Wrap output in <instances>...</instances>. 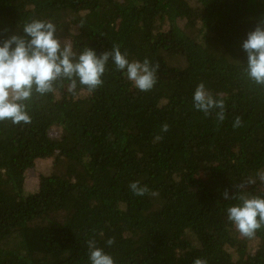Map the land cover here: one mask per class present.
Here are the masks:
<instances>
[{
	"label": "trees",
	"instance_id": "obj_1",
	"mask_svg": "<svg viewBox=\"0 0 264 264\" xmlns=\"http://www.w3.org/2000/svg\"><path fill=\"white\" fill-rule=\"evenodd\" d=\"M32 20L77 55L116 44L148 59L157 82L142 92L110 60L95 91L57 82L25 102L30 124L0 122V264H91L89 240L114 264H264V227L249 239L227 215L240 195L264 197L259 182L236 187L264 169V87L244 75L242 48L264 0H0V42ZM200 83L224 101L222 123L194 108ZM47 159L64 172L27 193L26 171Z\"/></svg>",
	"mask_w": 264,
	"mask_h": 264
},
{
	"label": "clouds",
	"instance_id": "obj_2",
	"mask_svg": "<svg viewBox=\"0 0 264 264\" xmlns=\"http://www.w3.org/2000/svg\"><path fill=\"white\" fill-rule=\"evenodd\" d=\"M23 33V36L14 34L0 42V122L30 124L31 117L25 102L34 95L54 93L57 82L63 86V82L67 81V91L72 95L77 94L78 82L88 92L95 91L103 84L102 77L110 60L116 70L122 71L142 92L150 91L157 82L158 65L152 66L148 59L143 62L129 61L127 53H122L119 45L114 44L110 51L101 55L88 47L77 55L70 43H62L57 38L56 26L44 20L25 23ZM242 48L247 54L244 75L256 85L264 87V21L248 33ZM193 106L206 117L214 113L218 123L225 120L224 101L215 98L204 83L195 89ZM241 126L242 118L235 117L233 127ZM168 130L167 123L161 126L162 132ZM257 182L264 185V169L258 171L255 178L236 187L243 190ZM129 187L136 196L149 193L147 186H141L139 182H132ZM223 198L237 199V196H230L229 191L225 190ZM239 200L240 204L227 209L228 219L241 236L251 239L258 229L264 227V197L240 195ZM114 243V238L107 241L109 246ZM87 244L91 264H114L113 257L98 248L95 240H89ZM194 264H207V261L197 258Z\"/></svg>",
	"mask_w": 264,
	"mask_h": 264
},
{
	"label": "rangeland",
	"instance_id": "obj_3",
	"mask_svg": "<svg viewBox=\"0 0 264 264\" xmlns=\"http://www.w3.org/2000/svg\"><path fill=\"white\" fill-rule=\"evenodd\" d=\"M70 43V40H66ZM66 133L62 127L54 126L51 128L50 136L53 139H61ZM63 167L56 166L55 159H47L37 161L35 167L30 168L26 171V189L27 193H32L38 189L40 183V177L44 174L51 173L54 171H63ZM64 172V171H63ZM256 250V247L253 249Z\"/></svg>",
	"mask_w": 264,
	"mask_h": 264
}]
</instances>
